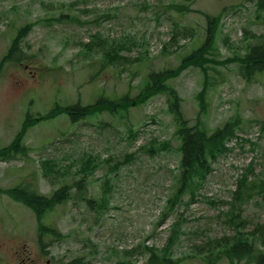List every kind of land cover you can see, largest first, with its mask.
I'll return each instance as SVG.
<instances>
[{
	"label": "rangeland",
	"instance_id": "374dc122",
	"mask_svg": "<svg viewBox=\"0 0 264 264\" xmlns=\"http://www.w3.org/2000/svg\"><path fill=\"white\" fill-rule=\"evenodd\" d=\"M257 4L0 0V63L17 32L30 27L20 41L22 62H7L0 73V151L27 119L34 122L19 152H1L0 264H150L147 248L163 256L171 239L172 264L227 261L240 236L253 242L249 257L264 252V71L248 80L240 70V59L264 42ZM209 19L214 37L202 69L189 66L167 83L190 126L200 119L209 135L226 125L234 135L205 178L179 194L181 140L169 97L135 99L151 73L178 69L206 42ZM124 97L136 103L112 112L109 104ZM100 98L101 113L76 122L67 112L46 118ZM87 160L93 167L81 172ZM65 185L69 200L43 219L57 233L42 237L43 248L35 214L5 191L50 197ZM102 199L104 211L88 202ZM249 257L241 259L257 264Z\"/></svg>",
	"mask_w": 264,
	"mask_h": 264
},
{
	"label": "trees",
	"instance_id": "16d2710c",
	"mask_svg": "<svg viewBox=\"0 0 264 264\" xmlns=\"http://www.w3.org/2000/svg\"><path fill=\"white\" fill-rule=\"evenodd\" d=\"M258 9L260 11L264 12V0H258ZM214 26L215 21L209 19V29H208V36L206 39V42L199 46L197 49H195L190 55L186 56L183 60V63L181 67L174 70H167L160 73H151L149 75V81L148 84L145 86V88L142 90L140 95L135 99V101L139 103L146 102L149 98L158 95V94H167L169 97V107L170 110L175 118V121L177 123V134L178 137L181 140L180 144V152H181V169H182V181H183V189H179V194L182 193V191L189 187H191L195 181L196 178H198V182L202 181V178H205L206 174L211 169V162L214 161L219 155H221L224 152L228 151V148L226 147V141L230 138V136L234 135V129L231 128L229 125H226L224 129L216 130L213 134L209 135L208 132L205 130L204 124H202V121L199 119L197 124L194 126H190L188 124V121L184 118L181 107H180V97L178 92L171 87L167 81L170 79H174L179 76V74L189 66H196L202 69L204 58H205V52L208 49V46H210L213 37H214ZM30 31V27L26 26L20 29L17 32L16 38L13 40L11 47L8 50L7 55L3 58V60L0 63V73L2 70V67L7 62H22V51L20 47V41L27 36V34ZM90 47L92 45H89ZM119 58L117 53L112 56V62ZM240 65H241V73L242 75L250 80L253 78V76L258 72L264 71V42L255 46H252L248 53L245 55L244 58L240 59ZM201 102H202V94L200 95ZM121 101V102H120ZM120 101H114L110 103L111 111L112 112H119L117 109V106L121 108V112L126 110L128 107L132 106L134 104V100L131 101L128 98L124 97ZM136 103V102H135ZM106 102L103 98H100L97 103L94 105L82 107L80 104L67 107L66 109H63L62 111H52L50 114L46 115V118H51L52 116L58 114V113H64L67 112L71 118L72 121L76 122L79 119L95 115L97 113H101L104 109ZM34 122H32L30 119H27V121L24 123L23 128L21 129L18 136L15 138V140L12 142V144L6 148H4L2 151H0V158H1V152L6 151L8 152V156H10V151L14 150V152H19L20 149L23 147L21 146V140L23 139L24 135L27 132V129L33 125ZM161 149H169V144H160ZM11 157V156H10ZM45 166L49 170H53L56 166L54 162L52 161H46ZM93 167V163L91 160H87L86 163L82 166L81 172H86L90 168ZM198 182L194 186V190L196 191L199 186ZM80 184L78 183V192L81 193ZM264 188V186H263ZM70 186H63L62 188L57 189L50 197L43 196L37 194L35 191H31L28 188H21V187H15L13 189L6 190L5 192L15 201L20 202L21 204L27 206L32 210V212L35 214L38 225H39V231H40V239H41V245L43 246L42 237L45 234L52 233L56 236V231L47 226L43 223V219L50 211H52L57 206L62 205L63 203L67 202L70 198ZM193 191V194L194 192ZM89 203H95L97 204L96 210L98 211H104L107 208V202L105 199H102L101 201H88ZM263 236V235H262ZM244 236H240L238 239H234L229 243L230 249L235 253L233 257L236 259H241L244 257H249L250 253H255V247L253 245V242H250L249 240L243 239ZM261 241L262 238H260ZM172 239L170 242L166 245L163 256H159L155 253V250L153 248H147L148 252L150 253V264H163V263H169L172 264V260L170 258L171 256V249H172ZM253 261H255L257 264H264V252H259L258 256H250ZM79 260L73 261L71 264H77ZM211 264V263H210Z\"/></svg>",
	"mask_w": 264,
	"mask_h": 264
},
{
	"label": "crops",
	"instance_id": "0c3cea01",
	"mask_svg": "<svg viewBox=\"0 0 264 264\" xmlns=\"http://www.w3.org/2000/svg\"><path fill=\"white\" fill-rule=\"evenodd\" d=\"M226 259H227V261H226V260H223V261L219 262V264H242V263H243V264H250V263L253 264V262H251V261H247L248 263H247V262L244 263V261H242V259H240L241 261H240V263H238L239 260H236L235 257H233V256H232V257H228V258H226ZM243 259H244V258H243ZM249 262H250V263H249ZM208 263H209V262H208ZM214 263H215V262H214ZM214 263H213V264H214Z\"/></svg>",
	"mask_w": 264,
	"mask_h": 264
}]
</instances>
